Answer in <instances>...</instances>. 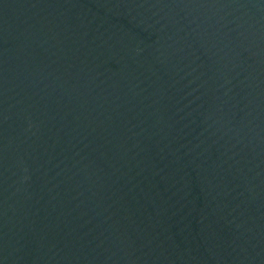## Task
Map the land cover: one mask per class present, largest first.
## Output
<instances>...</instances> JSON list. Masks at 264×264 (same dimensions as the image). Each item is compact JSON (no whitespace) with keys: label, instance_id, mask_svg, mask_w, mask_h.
I'll return each mask as SVG.
<instances>
[{"label":"water","instance_id":"1","mask_svg":"<svg viewBox=\"0 0 264 264\" xmlns=\"http://www.w3.org/2000/svg\"><path fill=\"white\" fill-rule=\"evenodd\" d=\"M0 264H264V0H0Z\"/></svg>","mask_w":264,"mask_h":264}]
</instances>
